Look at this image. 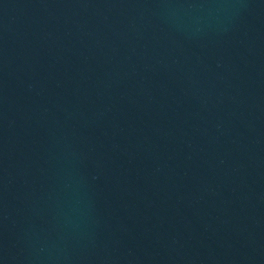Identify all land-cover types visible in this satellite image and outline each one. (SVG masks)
<instances>
[{
	"label": "water",
	"instance_id": "obj_1",
	"mask_svg": "<svg viewBox=\"0 0 264 264\" xmlns=\"http://www.w3.org/2000/svg\"><path fill=\"white\" fill-rule=\"evenodd\" d=\"M0 264H264V0H0Z\"/></svg>",
	"mask_w": 264,
	"mask_h": 264
}]
</instances>
